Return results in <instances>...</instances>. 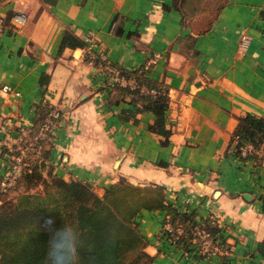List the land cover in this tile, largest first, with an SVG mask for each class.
<instances>
[{"label": "crops", "instance_id": "1", "mask_svg": "<svg viewBox=\"0 0 264 264\" xmlns=\"http://www.w3.org/2000/svg\"><path fill=\"white\" fill-rule=\"evenodd\" d=\"M172 1L0 0V179L25 144L18 135L33 134L36 104L49 103L62 113L45 144L57 174L99 182L100 194L121 176L158 182L181 209L196 208L197 221L219 214L228 253L210 255L161 235L166 211L145 210L141 228L154 264H264V153L245 159L231 143L239 116H264V0H229L204 34L182 27L180 12L164 7ZM18 13L25 21L16 29L9 22ZM67 28L102 58L130 69L146 63L148 76L170 86L168 145L150 129L152 112L120 119L134 106L115 101L119 76L87 61L84 47L60 51ZM243 35L251 37L247 49Z\"/></svg>", "mask_w": 264, "mask_h": 264}, {"label": "trees", "instance_id": "2", "mask_svg": "<svg viewBox=\"0 0 264 264\" xmlns=\"http://www.w3.org/2000/svg\"><path fill=\"white\" fill-rule=\"evenodd\" d=\"M228 2L173 0L171 5L164 7L180 12L182 27L204 34L212 29ZM260 16L264 20V7ZM9 25H13L12 22ZM117 32L121 33L122 29ZM189 36L195 40L193 33ZM66 47H84L87 61L109 70L110 74L132 80L133 83L115 81L111 84L117 103L125 101L134 106L124 107L120 119L138 122L140 113L150 111L155 115L150 129L161 136L162 145L170 143L173 133L167 122L170 86L148 76L150 65L145 63L130 69L110 62L99 56L86 38L70 28L64 32L60 51ZM53 108L45 102L36 104L33 134L28 138L37 133ZM60 119L57 118L55 124ZM238 119L231 139L234 152L245 159L260 158V153H264V116L247 113ZM52 136L53 131H49L39 149L27 154L16 184L0 191V264H154L155 255L146 249L149 239L141 228L145 210L166 211L165 221L174 227L170 232L175 238L173 241L185 250L192 249L191 244H200L198 231L208 230L216 241L223 234L226 236L211 216L197 221L196 208L183 210L172 202L165 184L133 182L121 176L100 194L87 180L65 179L54 171L49 149L45 147ZM245 144H252L255 152L242 155L241 146ZM18 152L19 148L14 155ZM40 186L42 189L36 191ZM262 203L264 211V192ZM220 245L228 246L225 240Z\"/></svg>", "mask_w": 264, "mask_h": 264}, {"label": "built area", "instance_id": "3", "mask_svg": "<svg viewBox=\"0 0 264 264\" xmlns=\"http://www.w3.org/2000/svg\"><path fill=\"white\" fill-rule=\"evenodd\" d=\"M25 21L24 14H16L15 20L12 22V26L14 28H20L22 23ZM5 24L4 20L0 18V34H2L5 30ZM251 42V37L249 35H243L241 46L244 49H247ZM89 51V50H88ZM155 58L150 59L149 63L154 62ZM3 90L5 91H12V87L8 84H5L3 87ZM152 91H155L154 89ZM16 94H20L19 91H15ZM62 115L61 110L59 108L54 107L47 119L43 122V124L40 126L37 133L28 138L27 142L21 146L18 153H16L12 160L10 165L9 173L6 174V176L2 179H0V191L6 190L7 188L13 186L16 184L18 177L21 175L25 158L29 152H36L40 145L41 140L46 137L47 133L49 131H54V127L56 126L55 121L57 118H60ZM28 131H25V134L27 135ZM252 152H255V148L252 144H245L241 146V153L243 155H249ZM174 227L167 221H164L162 225L161 235H163L166 238H169L171 240H174L175 238L171 235L170 232H172ZM198 237L200 239V245H199V251L202 254H210V255H216L220 252H226L228 253L227 249H224L220 243L221 241L218 239L217 241L214 240L211 237V233L208 230H201L197 232Z\"/></svg>", "mask_w": 264, "mask_h": 264}, {"label": "rangeland", "instance_id": "4", "mask_svg": "<svg viewBox=\"0 0 264 264\" xmlns=\"http://www.w3.org/2000/svg\"><path fill=\"white\" fill-rule=\"evenodd\" d=\"M87 50H89V49H87ZM109 71V70H108ZM108 74H110L109 72H108ZM111 77H114V76H112L111 75ZM115 78V77H114ZM121 78L123 79V77H116V79H115V81H121ZM25 138L26 137H23V138H20V135H18V140H20L18 143H20L21 145L24 143V141H25ZM18 149V148H17ZM263 158V157H262ZM92 186L95 188V189H97L96 191H99V192H101L99 189H98V186H99V182H94V185L92 184ZM42 189V187L40 186V187H38V189H35L36 191L37 190H41ZM103 192V191H102ZM105 192V191H104ZM103 192V193H104ZM213 215V220H214V222H217V223H219V225H220V222H219V220L218 219H216V218H218V215H217V217H216V214H212ZM221 228H224V226H220ZM219 240L221 241V242H223V238L222 237H220L219 238ZM223 247V246H222Z\"/></svg>", "mask_w": 264, "mask_h": 264}, {"label": "water", "instance_id": "5", "mask_svg": "<svg viewBox=\"0 0 264 264\" xmlns=\"http://www.w3.org/2000/svg\"><path fill=\"white\" fill-rule=\"evenodd\" d=\"M218 193H219V191L216 192V194H218ZM244 196H245V197H250L251 194L246 192V193H244Z\"/></svg>", "mask_w": 264, "mask_h": 264}]
</instances>
